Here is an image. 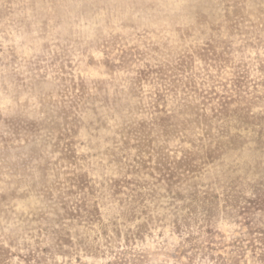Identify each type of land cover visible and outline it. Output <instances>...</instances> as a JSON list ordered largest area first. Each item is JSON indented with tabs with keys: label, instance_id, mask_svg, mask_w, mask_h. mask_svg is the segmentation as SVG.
Returning <instances> with one entry per match:
<instances>
[{
	"label": "rangeland",
	"instance_id": "rangeland-1",
	"mask_svg": "<svg viewBox=\"0 0 264 264\" xmlns=\"http://www.w3.org/2000/svg\"><path fill=\"white\" fill-rule=\"evenodd\" d=\"M0 264H264V0H0Z\"/></svg>",
	"mask_w": 264,
	"mask_h": 264
}]
</instances>
